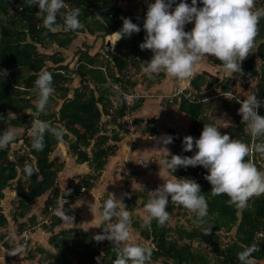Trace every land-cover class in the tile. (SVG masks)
<instances>
[{
    "label": "trees",
    "instance_id": "trees-1",
    "mask_svg": "<svg viewBox=\"0 0 264 264\" xmlns=\"http://www.w3.org/2000/svg\"><path fill=\"white\" fill-rule=\"evenodd\" d=\"M118 0H65L68 9L80 8V20L85 24L83 29L77 31H64L63 21L58 16L57 22L60 28L56 32H50L42 26V18L37 17L38 5L27 6L26 0H0V70H7V76L0 75V124L6 121L8 124L23 127L25 131L30 128L34 118L35 99L37 95L33 89V82L36 74L41 69H46L53 74V87L55 92L60 95L62 103L58 111L44 112L38 118L49 122L54 127L65 129L63 141L69 145V152L75 156L78 163L88 162L91 169L95 172L94 178H99L105 169L108 159L117 149L116 144H110V140L118 142L122 139L119 131L108 132L107 124L125 128L124 123L129 125V121L124 123L119 121L122 117L130 115L139 109L144 99L141 98L135 105L128 106L123 101L120 89L114 85H119L124 91L135 89L140 80L137 76L141 72V62L148 61L152 57L150 50L142 54L139 45L144 42L146 35L143 23L146 17L148 3L143 2L142 11H125L117 5ZM187 1V0H185ZM167 2V0H166ZM181 0H176V4ZM173 5V9L176 6ZM263 4L264 0H260ZM99 13L104 19L103 22L95 19H88ZM121 17L130 18L131 21L140 27L139 33H133L131 37L122 38L118 41L113 52L108 55L109 61L103 60L104 55L100 52L94 54L89 52L91 44H85L77 51L78 68L74 71L68 63H65V55L62 49H67L71 43L79 36H95L98 34L111 35L122 28ZM193 23L185 25L186 31H190ZM112 37V36H111ZM56 45L51 53L45 51ZM57 48V49H56ZM111 51V50H110ZM208 61L213 64L221 65L215 57H208ZM244 75L240 77V82L244 88L255 83L252 92L261 100H264V18L259 22V32L255 39V48L251 50L249 57L242 62ZM238 75V74H236ZM166 77V73L153 74L150 78L151 84L160 82ZM79 79V85H70L74 79ZM232 83H236V77L232 78ZM220 84V93L229 91L230 84L228 78L220 82L217 75L211 74L207 70L195 73L190 80L191 88L189 91L194 93L196 101H190L185 96L178 97L174 104L186 112L191 125L186 134H176L174 130L169 131L173 136L171 143L172 154L182 156H192L193 152H184L182 141L185 136L199 138L203 125L213 124L211 116L205 113L206 104L202 101L209 96L205 92ZM73 89V96L69 93ZM56 94L52 97L55 98ZM118 99V100H116ZM233 101L232 117L238 124L239 132L246 130V125L241 122L242 117L238 114L240 105ZM173 104V105H174ZM172 105V104H171ZM32 109L33 113H28ZM113 109L110 119H104V115ZM258 114L264 116V107L258 110ZM141 121V119H138ZM154 118L149 119L147 127L144 129L151 135L157 134V129L153 125ZM227 133V131H224ZM223 133V134H224ZM22 145L25 147L24 153L18 157L11 158L12 144L19 142L15 139L7 149L0 150V229L10 223V219L17 225L16 234L21 233L20 244L24 245L22 233L30 231L32 226L39 223L38 214L33 212V208L38 198L46 193L48 197L43 205V210L48 212V207H60L59 199L64 196L72 200L75 196L81 195V186H88V191L95 184L94 180L88 177H76L78 182L66 188L71 190L69 195H64L58 188H55L58 174L62 170L63 163L58 156L52 158V153L60 142L50 134H45V147L43 151H36L32 148L31 135L21 138ZM250 134L246 138V143L251 144ZM258 153H253V159L260 167ZM170 159V156L168 157ZM29 163L38 168V174H33L31 178L24 175L23 167ZM207 170L202 166L178 168L172 175L176 177H188L194 179L201 186V193L206 195L208 203V217L206 223L201 227L191 229L179 226L175 229L176 235L173 236V229L169 222L160 227L156 220H152L150 226L145 227L137 220L132 221V227L140 231V235L149 240L152 248L151 263H156L161 258L171 260V264H240L237 254L244 250L246 246L255 244L257 251L253 253L255 261L264 260V196L252 198L248 207L237 209L229 206L226 195L212 196L211 185L204 179ZM24 176V179L21 178ZM74 180V182H75ZM16 181L15 187L12 183ZM16 190L17 196L13 200V210L11 218L3 210L1 202L6 197V188ZM53 194V197H50ZM63 194V195H61ZM144 196L143 192L135 193V196ZM108 196L102 199L101 205ZM149 195H145L143 203L146 204ZM170 201V197H169ZM101 205L99 209L101 210ZM176 205L171 202L167 206V211H174ZM182 207V206H180ZM61 208L69 215L72 214L71 201L63 203ZM240 213V215H239ZM53 221L44 224L53 230L61 223V220L52 215ZM108 222L103 221L98 229L102 234L103 228ZM236 227L234 239L221 247L218 242L219 232L224 228ZM211 228L209 234L205 235V229ZM35 232V231H34ZM31 233V232H30ZM33 233V232H32ZM31 233V234H32ZM5 232L0 233V240L6 237ZM208 238L213 244L215 261H211L201 251L193 247V240ZM31 239V236H30ZM28 241L24 245L28 249L27 258H36L38 264H97V258H103V264H112L115 259L114 245L107 240L96 242L91 233L80 227L62 229L53 232L49 238V243L55 250L32 248V242ZM7 245L8 241H4ZM105 250L102 255V250ZM38 253L40 254L38 257ZM26 256V255H25ZM7 261L9 259H6ZM74 260V262H72ZM101 264V262H100Z\"/></svg>",
    "mask_w": 264,
    "mask_h": 264
},
{
    "label": "clouds",
    "instance_id": "clouds-1",
    "mask_svg": "<svg viewBox=\"0 0 264 264\" xmlns=\"http://www.w3.org/2000/svg\"><path fill=\"white\" fill-rule=\"evenodd\" d=\"M26 2L27 6L38 5L36 15L42 18V26L50 32L59 30L61 25L57 22L58 16L62 19L66 32L85 27L80 20V8L61 11L68 9L65 0ZM200 3L202 7L198 6V0H191L190 5L185 0L178 4L176 0H155L154 3H148L143 23L146 35L139 47L142 51L150 50L153 54L150 60L141 62V70L149 78H153V74L164 72L177 81L190 80L195 76L196 67L206 57H215L220 61L223 73L228 77L234 74L244 75L242 62L255 47L259 22L264 18V8L257 9L255 0H200ZM174 4L176 6L173 9ZM88 19L103 22L104 18L97 13ZM121 19L122 28L113 32L111 36L114 39L109 40L113 48L122 38L131 37L141 30L130 18ZM189 23L194 26L190 31H185V25ZM77 68L75 65L72 69L75 71ZM7 74V70H0L3 77ZM32 91L36 93L37 100L34 113L36 118L30 125L31 146L36 151H43L46 133L58 141L65 134V129L54 127L38 118L45 112L55 92L53 74L41 69L36 74ZM227 96L240 105L238 114L251 136V144L232 138L227 133L222 134L216 125L204 123L198 139L190 135L183 138V151L194 154L182 156L171 154L166 147L173 143V136H161L159 142L165 147L158 151L166 153L161 163L168 170L169 176L162 178L163 183L154 191H149V198L144 205L147 215L143 226H150L152 220H156L160 227L170 222L172 216L166 210L170 202L192 213L193 223L197 227L206 223L205 218L209 215L206 195L201 193V186L194 179L172 175L178 168L202 166L207 170L204 179L211 185V195H226L230 207L245 209L252 198L264 196V170L259 169L252 158L253 153L264 157V116L258 114V110L264 107V100L259 99L255 93L247 95L243 100L232 93H227ZM16 136L17 129L8 126L0 133V150L7 149ZM38 171V168L29 163H25L23 167L28 178L38 174ZM70 192L71 190H67L64 195H69ZM126 195L127 193L123 194ZM123 196L117 198L115 194L109 193L108 198L103 201L101 219L108 223L102 234H96L93 239L98 243L107 240L114 245L115 259L112 264H151L152 248L133 242L130 231L132 214L126 210ZM91 206L94 207V204ZM54 215L62 222L73 223L74 217L60 207L55 210ZM210 231L211 228H207L204 234L207 235ZM9 239L15 241V234H10ZM6 251L9 256H19L25 251V246L14 243ZM256 251L255 244L246 246L237 254L240 264H255L253 253ZM97 264H100L99 258Z\"/></svg>",
    "mask_w": 264,
    "mask_h": 264
},
{
    "label": "crops",
    "instance_id": "crops-1",
    "mask_svg": "<svg viewBox=\"0 0 264 264\" xmlns=\"http://www.w3.org/2000/svg\"><path fill=\"white\" fill-rule=\"evenodd\" d=\"M219 68H221L220 65L209 62L208 57H206L196 67L195 73L207 70L211 74L219 76L220 74L217 73V70ZM141 74L142 72L138 74V76H141ZM224 75L225 74L223 73L222 76L219 78L220 82L223 81L222 78L224 79ZM236 76L239 79H237L236 83H232V85L230 86L232 92L231 90H229V92L226 93H232L238 96V94H243V91L245 90L250 89L252 91L256 82H253L252 85L249 86V88H244L240 82L239 75ZM140 79L141 77L139 78V80ZM190 80L182 82L177 81L175 78L169 77L167 74L165 78L160 80V82H154L152 84H146L145 82L140 80L138 86L135 89L139 92L146 93V96L143 98L144 102L142 106L135 112L130 114L132 122L129 123V125L123 122L125 128H121L112 124H107L108 132L112 133L115 129L119 131L120 135L122 136V139L118 142L110 140L109 143L116 144L117 149L115 153L109 157L108 163L99 178H94L95 172L91 169L88 162L78 163L76 161L75 156H73L69 152L68 143L64 142L63 140H60L57 146L61 149H59L58 151H55L54 149L52 158L58 156L60 158V161H62L63 163V167L58 174V178L54 187L58 188L60 192L62 190L61 193L64 194L66 188L69 185H72L73 178L83 176L88 177L89 179L91 178L92 180H94L95 184L92 188L89 189V191L85 195L82 194L79 196H75L76 198H73L72 200H68L64 196H61V198L59 199L60 208L63 203H65V200L71 201V208H73L74 211L78 212L79 216L76 217L75 213L71 212L72 214L70 215L74 217L73 223L61 221V223L53 229L54 232H59L62 229L80 227L84 230L89 231L93 237L95 236V233L98 234V228L103 222L101 219V210L99 209L102 202L100 197L103 194L109 196V193H113L117 198H120L121 196H123V194L127 193L126 196H123V203L126 205V210H129L133 215L136 216H138L137 214H145V204L143 203V199L146 193L144 192V190H148L150 188L151 191H154L158 186L163 183L162 178H167L169 176L168 170L161 163L162 159H164V157L166 156V153L158 151L161 147H165L159 142V138L165 135V131L168 133L166 135H169L170 130H174L176 134L179 135L186 134L191 124V119L189 115L186 112L182 111L179 108V105H171L166 100H164V96L169 93H172L178 86H187L188 88H191ZM70 85H74L75 87L78 86L79 79L75 78L73 83H71ZM216 88L220 90V84L216 86ZM69 96H73V89H71ZM59 101L60 102L55 108V110L52 111H58L62 103V100L60 98ZM151 118L155 119V122L153 124L157 129V134L155 135H151L150 133L146 132V130H144L148 125L149 119ZM138 119H141V121H139ZM29 135H31L30 128ZM166 147L172 154L173 149L170 147V144L166 145ZM140 168H142V170L146 172L142 173L141 171H138V169ZM152 173H155L157 175H155L154 177ZM143 174H145L144 176L146 177H143ZM152 177L155 179V183H152V181L150 180V178ZM146 182L147 187H143L145 186ZM150 189L148 190V192L150 191ZM140 190L144 193V196H139L138 194V196L136 197L135 193L139 192ZM131 191L132 195L134 194V196L128 197ZM48 194L49 193H46L38 198L36 206L33 210L34 213L38 214V208L44 205ZM15 195L17 196V192ZM93 204L94 207L91 206ZM55 210L56 208L53 212H47L46 215H38V219H46L48 220L47 224L51 223L53 221L52 215ZM43 228H40L41 230L39 232H37L39 230L38 229L36 232H33L31 234L30 241L32 242L31 245L33 250L36 249L34 245L35 240L37 241L38 239H44L47 242L49 241L51 235H47L45 237V234L52 232L51 230H46L45 228ZM10 229L11 232L9 231V234L6 235L4 240H0L2 241L0 242V246L2 247V249H0V264H35L34 262H37L36 258L15 260V256H9V260H5L6 253L3 254L4 246L2 245L4 241L9 240L11 241V244L13 243L14 245V243L20 244L21 240V233L16 234L14 233L15 229H13L12 227ZM130 231L132 232V236L137 233L136 228L132 227V225ZM10 234H15L14 242L13 240L9 239ZM138 238V241H140V239L148 241L140 234ZM28 252L29 251L27 247H25V251H23V253H20V255L25 256L28 254ZM104 252L105 250L103 249L102 255L104 254ZM101 259L102 260L100 262L103 261V258Z\"/></svg>",
    "mask_w": 264,
    "mask_h": 264
},
{
    "label": "rangeland",
    "instance_id": "rangeland-1",
    "mask_svg": "<svg viewBox=\"0 0 264 264\" xmlns=\"http://www.w3.org/2000/svg\"><path fill=\"white\" fill-rule=\"evenodd\" d=\"M148 1L155 2V0H118L117 1V5L120 8L124 9L125 11H132V12L139 13V12L142 11V4H143V2H148ZM185 2L188 3L189 5L191 4V0H187ZM259 2H260V0H255V4H256V8L257 9H261L263 7L262 6L263 4L260 5ZM198 6L199 7H202L203 6L202 3H200V0H198ZM108 39L111 40V39H114V38L111 37V35H108L107 36V35H102V34H98V35H95V36H89V35L82 36L81 35V36L77 37L71 43V45L69 46V48H67V49L60 48V50H63V53L65 55V61H66L65 63H68L69 65H71L72 68H74L75 65H76V59H77V51H78V49L79 48H82L87 43L88 44H91V47L89 48V52L90 53L94 54L96 52H100L102 55H104V59L103 60L106 61V59H107V61H109L108 55L113 52V49L114 48L111 51H110V49L107 48V47H109V46H107V40ZM55 47H56V45H52L51 48L49 47V49L48 50H45V51L51 53V52H53L55 50ZM144 53H145V51L142 52V54H144ZM141 72H142L141 76H138L137 75L139 78L141 77L140 80H142L146 84H151L150 78L148 77V75L145 74L143 71H141ZM141 72H139L138 74H140ZM217 73L220 74L218 76L220 78L222 76V74H223V69L222 68H219L217 70ZM223 77L224 78H228L229 84L231 83L230 84V86H231L232 85V81H231L232 80V77H228V76H225V75ZM233 77H236V79H239V78H237V76L235 74H234ZM222 80H223V78H222ZM229 90H231V92H232V89L229 88ZM243 92H244L243 94L242 93L241 94H238V96H239V98L241 100H243L247 95L253 93L250 89L249 90H245ZM207 93H208L209 96H207V99L205 101V104H206L205 113H207L209 116H211V118H213L214 125H216L217 127L220 128L219 130L221 131L222 134L224 133V131H227V134H229L232 138H238V139H241L242 141L246 142V138L249 135V133L246 130H244L242 132H239V130L237 129V125L238 124L235 122L234 118L232 117V112H231L232 106H233V101L232 100H229V99H231V97L227 96V93H220V90H218L217 88H213V87L209 88L205 92V94H207ZM54 94H56L55 95V98L54 97H51L50 98L49 103H48V105L46 107L45 112H50L52 110H55V108L59 104V102H60L59 101L60 95L57 94L56 92H54ZM36 100L37 99H35V101H34L35 103H36ZM116 100H118V99H116ZM28 113H33V110L32 109H28ZM8 126H12V127H14V128L17 129L16 139H20L19 142L12 144L11 158L15 159V158L18 157V154L24 153V150L23 149L25 147L21 144V141H22L21 138H23L26 135V132L29 133V129L27 131H25L23 129V127H17V126L8 124L6 121H4V122H2L0 124V133H2ZM166 134H168V133L165 131V135ZM170 147H171V145H170ZM59 149H61V148L58 147V146H56L55 151H58ZM259 157H260V159H259V162H260L259 169L264 170V157H261V156H259ZM138 171H141L142 173L143 172L144 173L146 172V171L142 170V168L138 169ZM152 174H153L154 177H155V175H157L155 173H152ZM24 175H25V173H24ZM144 175L145 174H143L142 176L143 177H146ZM21 178L24 179V176H21ZM177 178H179V177H177ZM74 180H75V178H73V180H72L73 181V184H74L72 187H74L78 183L76 181L77 179L75 180V182H74ZM150 180L152 181V183H155V181H154L155 179L153 177L150 178ZM15 184H16V181H14L12 183V188L15 187ZM146 184H147V182L145 183V186H143V187H147ZM12 188H10V187L6 188L5 191L7 192V196L1 202L2 208H3V210H5V213L9 216V218H11L10 214L12 213V210H13V207H14L13 200L16 197V195H15L16 194V190L14 191ZM136 189H135V191H136ZM148 190L147 189L144 190V192L146 193V195H149ZM150 191H151V189H150ZM61 192H62V190H61ZM97 196H100V195H97ZM105 196H106V194L101 195V197H100L101 201H102V199ZM132 196H134V194L132 195V191H131V193H130V195L128 197H132ZM74 198H76V197H74ZM140 199H143V198H140ZM35 206H36V204H35ZM71 209H72V213H75L76 217L79 216L78 212L74 211L73 208H71ZM33 210H34V208H33ZM46 214H47L46 210H43V206L42 207L40 206L38 208V215H46ZM170 214L172 216V219L169 222V224L171 225V227L173 229V234H172L173 236L176 235L175 229L177 227H179V226H183V227L188 228V229H191V228H193V227L196 226L193 223V219H194L193 214L190 213L185 208L180 207L179 205H176L174 211L171 212ZM137 215L138 216L132 214V221L133 220H137V221L141 222L142 225H144V220H145V217H146L147 214L145 213V214H140V215L137 214ZM239 215H240V213H239ZM9 227L10 228L12 227L13 229H15V232L14 233L17 232V225L14 223V221L12 219H10L9 225H7L4 228H1L0 229V233L1 232H5L6 234H9V231L11 232V229ZM44 228L46 230H50V229H47L46 227H44ZM13 229H12V232H13ZM40 230L41 229H39L38 231L36 230V231L39 232ZM136 231H137V233L135 235H133V242H135V243H141V244L150 246V244L148 242L149 240L148 241H145V240L140 239V241H138V239H139L138 237H139L140 231L138 229H136ZM51 232L53 233L54 231L51 230ZM52 233H50V232L49 233H46L45 234V237L47 235L50 236ZM235 233H236V227H233V228H230V229H228V228L222 229L219 232L220 239H219L218 244L221 247H224L225 245H227L228 243H230L234 239ZM95 235H96V233H95ZM0 242H2V241H0ZM192 242H193V247L196 250L201 251L211 261H215L214 252L212 250L213 244L208 240V238L205 237V238H202L201 240H193ZM2 245L5 248V249L3 248V254L6 253L5 260L6 259H9L10 257H9V255L7 256L6 249L7 250H10L11 245H13V243L11 244V241L8 240V244L7 245L5 243H3ZM34 245H35V248L36 249H38L40 247H43V248L46 247L44 249L55 250V248L49 243V241L47 242L44 239L43 240L38 239L37 241L35 240V244ZM0 249H2L1 246H0ZM39 255L40 254L38 253V256ZM26 258H27V255L26 256H21L19 254V256H15L14 259L15 260H21V259H24L25 260ZM101 260L102 259H100V261ZM72 262H74V260ZM34 263L35 264H38V262H34ZM101 264H103V262H101ZM151 264H171V260L168 261L167 259L161 258L156 263L153 262ZM255 264H264V260H262V261H255Z\"/></svg>",
    "mask_w": 264,
    "mask_h": 264
},
{
    "label": "built area",
    "instance_id": "built-area-1",
    "mask_svg": "<svg viewBox=\"0 0 264 264\" xmlns=\"http://www.w3.org/2000/svg\"><path fill=\"white\" fill-rule=\"evenodd\" d=\"M79 62H76V68L79 66ZM116 88L120 89V93L122 96L123 101L126 102V104L128 106H133L135 105V103H137L141 98H144L146 96V93H142L139 92L136 89H129L127 91H124L120 88L119 85H114ZM181 96H185V98L189 99L190 101H196V96L194 95V93L189 91V88L187 86H178L172 93H169L167 95L164 96V100H166L168 103L170 104H174L175 100L179 98H181ZM207 99V97H205L204 99H202L203 102H205ZM113 109H110V112L104 115V119H110L111 115L113 113ZM119 121L121 122H125V121H129L130 123L132 122L131 120V116L128 114L125 117H121L119 119ZM252 158H253V154H252ZM88 191V186H85L84 184H82L81 186V193L82 194H86ZM50 197H53V194H50ZM54 210L53 206H49L48 207V212H52ZM48 223V220H40L39 223L35 226H32L30 231H24L22 233V237L24 238V245L28 244V241L30 239L31 233L42 228L44 224ZM31 232V233H30ZM264 234L262 232H260L258 234V237L263 236Z\"/></svg>",
    "mask_w": 264,
    "mask_h": 264
},
{
    "label": "water",
    "instance_id": "water-1",
    "mask_svg": "<svg viewBox=\"0 0 264 264\" xmlns=\"http://www.w3.org/2000/svg\"><path fill=\"white\" fill-rule=\"evenodd\" d=\"M107 46H112L111 42L109 41V39L107 40Z\"/></svg>",
    "mask_w": 264,
    "mask_h": 264
},
{
    "label": "bare ground",
    "instance_id": "bare-ground-1",
    "mask_svg": "<svg viewBox=\"0 0 264 264\" xmlns=\"http://www.w3.org/2000/svg\"><path fill=\"white\" fill-rule=\"evenodd\" d=\"M108 48H109L110 50H112V49H113V46H109Z\"/></svg>",
    "mask_w": 264,
    "mask_h": 264
}]
</instances>
